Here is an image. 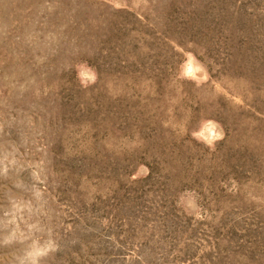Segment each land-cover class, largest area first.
<instances>
[{
	"label": "rangeland",
	"instance_id": "rangeland-1",
	"mask_svg": "<svg viewBox=\"0 0 264 264\" xmlns=\"http://www.w3.org/2000/svg\"><path fill=\"white\" fill-rule=\"evenodd\" d=\"M0 264H264V0H0Z\"/></svg>",
	"mask_w": 264,
	"mask_h": 264
}]
</instances>
